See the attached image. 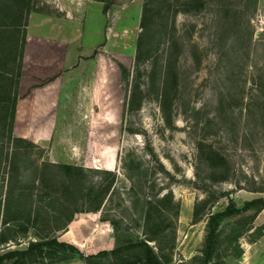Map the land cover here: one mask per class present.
Wrapping results in <instances>:
<instances>
[{
	"label": "rangeland",
	"instance_id": "obj_1",
	"mask_svg": "<svg viewBox=\"0 0 264 264\" xmlns=\"http://www.w3.org/2000/svg\"><path fill=\"white\" fill-rule=\"evenodd\" d=\"M0 26V228L19 190L44 217L16 224L21 242L0 253L24 250L41 227L82 239L86 255L18 264H145L153 206L159 261L199 264L205 216L232 203L209 263L264 264V208L243 206L264 199V0H0ZM72 29L58 73L35 65L39 77H21L25 46L58 60L39 34Z\"/></svg>",
	"mask_w": 264,
	"mask_h": 264
},
{
	"label": "trees",
	"instance_id": "obj_2",
	"mask_svg": "<svg viewBox=\"0 0 264 264\" xmlns=\"http://www.w3.org/2000/svg\"><path fill=\"white\" fill-rule=\"evenodd\" d=\"M1 27V26H0ZM217 158H221L218 154L214 155ZM172 196L171 193L163 194L160 198H157L156 201L163 203L164 201L170 200ZM208 202L207 199H202L196 201L193 206V218L196 219L197 215H200L202 212L204 213V207ZM30 205L29 195L22 190H19L16 193L8 194L3 203L2 216H1V228H0V247L1 249L6 248L4 245L7 242H12L13 245H18L21 241L19 238L11 235L13 232V227L17 224L23 223L25 221H41L44 220L42 217V212L34 211ZM158 205V208H159ZM244 207H254V212L260 211L264 208V199L261 197L253 198L243 203ZM173 211L175 215L179 210V202L173 201ZM145 213L143 215V225L140 230V238L138 240L139 244L142 245L147 253L148 260L145 264H164L158 259V251H154L153 248L148 244L149 242H155V227L151 224L152 217L155 215V207H146ZM236 208L232 203L226 205L223 211H218L215 213L208 212L206 217V236L204 239V243L202 248L200 249V255L194 256L193 259L198 260L199 264H210L209 262L212 260L213 256V247L214 242L216 240L217 234L214 233L216 227L218 225V221L226 215L232 214L236 212ZM254 215L244 218L243 220L235 221V226L237 227V231H240L241 228L248 222L251 221ZM42 217V218H41ZM35 235L37 237L28 238L25 241L26 247L24 250L18 249H5L4 253H0V264H4V261L8 260L9 264H18L22 259L27 258L26 256H31L33 253H38L42 257H47L50 259H67L74 254H78L79 256L84 257L86 254L82 253L78 247L84 246L85 243L82 239L79 238H70L68 241L59 240V235H55L56 230H45L41 227L35 228ZM22 238V237H21ZM54 244L61 248L62 251L53 253V251H44L45 246ZM4 245V246H3ZM63 247H67L63 249ZM92 248V247H91ZM93 249V248H92ZM55 251V249H53ZM88 254V253H87ZM88 256V255H87ZM15 258L14 260H12ZM8 264V263H7ZM121 264H139V260L136 261H125Z\"/></svg>",
	"mask_w": 264,
	"mask_h": 264
},
{
	"label": "crops",
	"instance_id": "obj_3",
	"mask_svg": "<svg viewBox=\"0 0 264 264\" xmlns=\"http://www.w3.org/2000/svg\"><path fill=\"white\" fill-rule=\"evenodd\" d=\"M59 0H57L58 2ZM74 29H72V31H70L67 34H64L63 32H59L58 31H53L51 33L48 32H41L39 34V39L41 42V46L44 47L43 49H58V48H62V53L61 54V58L60 59H55L53 54H48L46 51V53L48 54L47 56H41L38 60L37 58H32L29 55V46H25L24 50H23V56H22V62L23 65L21 67V77L24 78H37L39 77L38 71L39 69L35 66V65H42L43 68L40 70L45 71V76L46 77H50V76H54L55 73H58V69L60 70L61 68L64 67L62 61H64V59L66 58L65 54H70L72 49H73V45H74V38L76 39V35L74 34ZM63 33V35H62ZM65 35V36H64ZM65 38V39H64ZM66 40V42H65ZM40 46V47H41ZM36 48V47H35ZM40 50L38 51H42V48H39ZM37 50V49H36ZM42 52H40L41 54H43ZM32 60V61H30ZM60 64V65H59ZM32 65V66H31ZM243 261L245 260V258L242 259Z\"/></svg>",
	"mask_w": 264,
	"mask_h": 264
},
{
	"label": "water",
	"instance_id": "obj_4",
	"mask_svg": "<svg viewBox=\"0 0 264 264\" xmlns=\"http://www.w3.org/2000/svg\"><path fill=\"white\" fill-rule=\"evenodd\" d=\"M126 1H131V0H126Z\"/></svg>",
	"mask_w": 264,
	"mask_h": 264
}]
</instances>
